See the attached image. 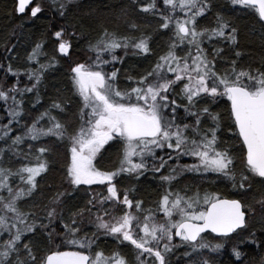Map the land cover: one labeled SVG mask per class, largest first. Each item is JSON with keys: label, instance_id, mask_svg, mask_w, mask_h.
<instances>
[{"label": "snow or ice", "instance_id": "obj_1", "mask_svg": "<svg viewBox=\"0 0 264 264\" xmlns=\"http://www.w3.org/2000/svg\"><path fill=\"white\" fill-rule=\"evenodd\" d=\"M4 14L0 264H264V0Z\"/></svg>", "mask_w": 264, "mask_h": 264}, {"label": "trees", "instance_id": "obj_2", "mask_svg": "<svg viewBox=\"0 0 264 264\" xmlns=\"http://www.w3.org/2000/svg\"><path fill=\"white\" fill-rule=\"evenodd\" d=\"M112 6L114 9H119L120 5L122 3L125 2V0H110ZM13 5V0H0V32H4L7 31L9 28H11L15 23L19 22V17L16 18H12L7 16L6 14H4V10L8 9L10 10L12 8ZM27 15V14H26ZM253 21V17L251 14H249L248 19L246 22H244V24H242V26H246L248 23H251ZM121 31H123V26H121L120 28ZM35 39V35L31 34L28 29L26 28L25 30V35L21 38V47H20V52H21V56H23L25 49H28L31 47L32 41ZM244 47L245 48H250V49H254L256 54L259 55L260 49L258 46V42L256 43H248L245 42L244 43ZM86 57L84 56L83 53L78 54L77 57H75L74 59L77 60H81L83 61ZM247 59V58H246ZM67 71V64H64L63 69L61 70V80L66 83V81L64 80V75L63 73H66ZM16 133H13V135H15ZM112 155V154H110ZM113 160L115 159V157H112ZM57 166L58 167H62L63 163H64V156L62 153H58L57 154ZM53 182L55 183H59L60 182V173H54L52 175V177L50 178ZM145 199H154L157 197L158 193L155 191L154 186L151 184V182L149 183V185H146L144 188V191H142L141 193ZM101 247L105 249L106 252L110 251L114 245L112 243H108V244H101ZM67 250V249H65Z\"/></svg>", "mask_w": 264, "mask_h": 264}, {"label": "rangeland", "instance_id": "obj_3", "mask_svg": "<svg viewBox=\"0 0 264 264\" xmlns=\"http://www.w3.org/2000/svg\"><path fill=\"white\" fill-rule=\"evenodd\" d=\"M124 254H128V255H130L131 253L128 252L127 250H124Z\"/></svg>", "mask_w": 264, "mask_h": 264}, {"label": "flooded vegetation", "instance_id": "obj_4", "mask_svg": "<svg viewBox=\"0 0 264 264\" xmlns=\"http://www.w3.org/2000/svg\"><path fill=\"white\" fill-rule=\"evenodd\" d=\"M125 255H127L129 258H131V254H130V255H128V254H125Z\"/></svg>", "mask_w": 264, "mask_h": 264}]
</instances>
